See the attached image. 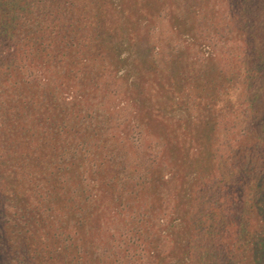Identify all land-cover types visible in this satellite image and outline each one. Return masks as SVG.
<instances>
[{"label":"trees","instance_id":"16d2710c","mask_svg":"<svg viewBox=\"0 0 264 264\" xmlns=\"http://www.w3.org/2000/svg\"><path fill=\"white\" fill-rule=\"evenodd\" d=\"M0 264H264V0H0Z\"/></svg>","mask_w":264,"mask_h":264}]
</instances>
